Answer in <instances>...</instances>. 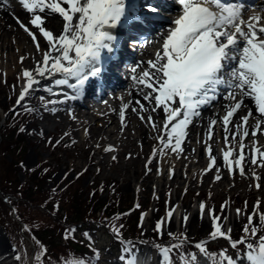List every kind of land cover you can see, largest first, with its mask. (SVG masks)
Segmentation results:
<instances>
[{
  "label": "snow or ice",
  "instance_id": "1",
  "mask_svg": "<svg viewBox=\"0 0 264 264\" xmlns=\"http://www.w3.org/2000/svg\"><path fill=\"white\" fill-rule=\"evenodd\" d=\"M173 2L178 7L175 12L167 13L172 18L167 21V27L157 33L159 39L132 38L127 43L133 49L150 44L155 45V49L152 58L130 67L128 78L137 98L127 102L120 98L121 131L127 128L126 112L130 109L153 134L157 145L145 164L147 174L151 172L148 165L157 156L184 157L191 127L202 119L203 110L220 104L223 114L214 113V118L207 122L204 137L196 140L209 161L205 173L215 168L214 181L222 180V169L233 178L235 174L247 176L254 182L250 187L264 191L262 176L255 170L264 168V143L261 142L264 139V0ZM17 3L28 14V22H23L14 12L11 15L28 37L32 49L21 55L18 63L23 65L26 58H31L32 67L22 68L17 76L20 90L15 106L10 109L16 116L21 114L17 108H23L26 113L33 111L27 106V100L43 79L52 81L56 88L66 86L72 93H63V101L40 97L45 108L82 98L89 82L101 76L120 50L121 42L115 30L127 29L133 22L142 21L137 0H17ZM8 4L9 0H0V10H5ZM144 7L157 18H165L158 5L146 4ZM52 23L59 27H50ZM12 87L15 91L17 85ZM47 91L53 95L61 94L51 86ZM69 115L75 120V116ZM218 125L219 133L216 131ZM87 131L85 129L86 134ZM19 132L32 136L35 130L29 131L21 126ZM35 134L52 148L61 143L59 139L53 143L51 137H45L43 130ZM214 145L219 148L214 149ZM101 147L99 143L95 145L97 149ZM245 149H249L250 157ZM116 151L113 145L103 147L105 153ZM196 151L192 149L193 153ZM130 158L131 153L126 159ZM218 159H222V164L217 163ZM111 160L117 162L118 157L112 155ZM20 167L29 173L37 169L44 174L49 171L39 165L30 168L23 161ZM87 171L88 168L83 167L76 173V179ZM100 171L97 168V173ZM157 174H161L159 168ZM173 174L174 168H170L169 178ZM68 175L70 171L61 179ZM18 194L23 196L22 192ZM91 195L94 196L95 192ZM5 203L9 204L13 219L21 222L20 230L29 234L33 246L31 256L27 248L12 247V259L16 264H100L103 250L96 247V240L90 232H83L82 239L77 240L78 226L65 227L62 238L66 245L53 257L47 246L36 239L34 226L22 222L17 204L7 198ZM140 207L139 203L135 205V208ZM176 208L172 206L156 221L152 229L156 235L150 239L144 238L146 213H141V222L137 225L140 232L136 239L125 238V225L115 222L120 215L114 219L105 218L104 226L121 246L120 264H152V251L159 257L156 264H264V207L259 198L251 212L247 201L243 207L234 210L238 222L246 218L240 237L235 239L232 227L226 226L229 219L226 210L232 211L228 201L220 206L218 213L206 201L198 202L200 219L211 221L207 238L198 241L188 235L189 215L181 216ZM53 211H59L58 204L53 206ZM174 213L180 217L177 231L171 230ZM254 218L258 223H254ZM218 239L226 240L229 247L211 251L209 243ZM84 242L87 252H77L70 247L72 243ZM144 248L151 251H143ZM229 248L234 256L229 254Z\"/></svg>",
  "mask_w": 264,
  "mask_h": 264
},
{
  "label": "rangeland",
  "instance_id": "2",
  "mask_svg": "<svg viewBox=\"0 0 264 264\" xmlns=\"http://www.w3.org/2000/svg\"><path fill=\"white\" fill-rule=\"evenodd\" d=\"M12 26L13 31L17 30L16 33L13 32L10 34L12 38L5 37L6 40H0V45H2V43H6L5 45L10 48L14 46L19 39H23L25 41L24 34H20L15 25ZM1 32L2 31H0V33ZM13 40H15L16 43H13ZM27 43L28 41L26 39V44ZM5 61H7V52L2 51L0 52V120L4 115V112H6L9 106L12 105L17 93L19 92L17 76L21 70L14 68V66H12V61L10 63L8 62L10 65L9 67H6ZM13 85H17L15 91L13 90ZM38 88L39 86L36 87L34 93L37 92ZM38 103L39 101L37 100V102L34 101L32 104L37 108L40 105V103L39 105ZM42 107H44V109L39 110L38 108L37 111L33 112L34 115H31L30 118L27 117L28 121L23 123V126L29 131L35 130L34 134L29 136L27 134L21 133L19 134V139H15V143L18 145L16 148H19V146L21 147L20 154H18L19 156L17 157V151L15 152L16 157H13L11 153L5 154L0 151V174L2 177L6 175V170H9L8 165H13V170L15 171H13V173H15L17 182L21 184L27 182L31 186H34L35 182H38L39 180L34 178L29 180L27 176V173L29 172L24 171L20 167V163L23 161L30 168L36 167L37 165H39L40 168L49 166V173H47L46 177L40 182V184H42L41 189H43L44 192H47L49 190H53V187L63 188L64 185L69 181H76V173L80 172L83 167H87L88 171L78 179V183L75 182L71 187V189H79L81 192H84L82 198L78 196L75 197V199L83 201L87 195L90 196V189H94L95 186L99 187L100 183H104L105 187L107 186L110 188L109 186H111V184L109 185V183L114 182L112 183L113 187L116 189V191H118L119 196L122 198V204L124 205L123 208H128L131 203L135 201H138L141 206L145 208L146 215L144 218V227L147 229L145 237L153 236L154 232L152 229L154 228L156 221L161 217H164L166 212L170 210L172 206H177L176 211H178V213L181 215L185 211L189 215L197 212L199 210L198 202L200 201H206L208 204L212 205L216 209L217 213L220 210V206L226 201H228L229 204L232 203V206L235 208H241L244 206L237 202V200L240 202L247 201L249 212H251L252 206L258 198L262 201V207L264 206V191H256L254 187H250V185L254 183L252 180L247 181L245 177L235 175L233 179L228 178L225 183L223 182L219 185H214V177L211 176L205 180V178L201 175L202 170L196 172L193 175V181L191 183L186 181L185 184H183L182 181L178 180L167 186H164L162 190L159 188L160 191L158 190L155 192V185L150 183L151 180H146L147 176L145 170V164L151 155V149L156 146L155 140L153 138L151 139V142L148 143V145H145V143L142 141L136 142L132 139V136H135V133L132 131L129 133L131 139L128 138V133H125V136H122V132L118 133L117 137L110 139H108V136L105 135H102L101 139H99L98 136H96L95 139H92L90 138L88 131L87 134L85 133V129L88 130V128L82 126L80 122V120H82V115L86 113L87 110L75 107L68 108L64 106H55L53 104L48 105L47 108H45V105L42 104ZM52 109H54V111H52ZM69 113H71L72 116H75V120L70 117ZM0 130L2 131L3 129L0 128ZM40 130H43L45 137H51L53 143H55L57 138H62V148L54 149L48 146L44 139L35 134L40 132ZM65 133L68 135H65ZM4 139L5 133L0 132V145L4 142ZM73 140L76 142L72 143ZM98 143L102 145V147L99 149L95 148V145ZM110 144L115 146L117 151L114 153L103 152V147H107ZM129 153H131V158L126 159ZM112 155H116L118 157L117 162H113L111 160ZM158 157L164 158L165 156ZM136 159L139 162V172L137 174L136 181L133 182L135 175L134 179H129V176L134 174L132 171L133 168H131L129 165H132V161ZM197 162L198 154H195L194 164ZM148 167L153 168L156 171L159 168L158 164L153 166L152 163L149 164ZM97 168L101 170L99 173H97ZM37 170L40 173L42 172L40 169ZM69 171L70 175H68L66 179H61V177L64 176V173ZM148 174L149 173H147V175ZM162 174L166 175L165 169H162ZM36 175L37 173L33 174L32 177ZM149 178L151 177L149 176ZM4 184L5 181L0 180V187ZM20 190L21 189H19L17 192H20ZM33 190H35V187H33ZM33 193L34 192H32V194ZM197 193H199V195H197ZM32 194H29V196ZM209 195L211 197L210 199ZM106 200V193L101 192L94 204L100 206ZM89 201L90 199L87 200L85 204H87ZM31 209L34 210L33 207H31ZM230 209L232 211L228 212V210H226V213L235 214L233 211L234 209L231 207ZM41 212L45 214V212ZM64 212H66L65 206H63L61 209L60 215H62ZM68 215L69 217H75V213ZM54 219H56L58 223L59 221H63L58 220L59 215L54 214L53 212L50 216L51 225H54ZM179 219L180 217H178V220L173 221L174 223L171 226L172 231H177L179 228ZM77 221L79 220L76 219L75 222ZM244 223H246V218H242L239 222L237 220L234 221L233 219H228L226 226H231L233 231H235L239 229ZM254 223H258L257 218H254ZM88 226L89 225H85V228H88ZM182 230L183 229H181V231ZM48 231L53 237H55V234H57V238L55 237L56 244L53 247L55 248L57 245L59 247L56 248L61 249V246L64 242H62L63 239L61 236L58 238L59 231L54 232L50 228H48ZM210 231L211 221L208 218L200 220L196 226L191 228L187 227L188 235L195 240L207 236ZM96 233V244L101 250H103L101 254L103 258L109 259L111 257L110 264H118L116 263V259L113 257L116 254V247L113 248L110 244V239L106 234V231L101 229L97 230ZM9 234L10 233L4 228V226L0 225V235L3 237L6 244L10 246L9 249L12 250V247L8 241ZM221 244H224V242L217 241L213 243L212 241L208 246L213 248ZM11 254L13 253L11 252ZM2 264H16V262L12 259L10 263L3 261Z\"/></svg>",
  "mask_w": 264,
  "mask_h": 264
},
{
  "label": "bare ground",
  "instance_id": "3",
  "mask_svg": "<svg viewBox=\"0 0 264 264\" xmlns=\"http://www.w3.org/2000/svg\"><path fill=\"white\" fill-rule=\"evenodd\" d=\"M10 2H12L10 4L11 7H6L5 10H0V31H2L0 33V40L2 41L6 40L5 37L12 38L10 34L17 31V30L13 31L12 25H15L14 23H16V21L11 15L12 12H14L16 16H18L23 22L25 23L28 22V14L24 10L20 9L19 4L16 5L15 3H13L12 0H10ZM171 7L175 8L174 5ZM49 26L56 27V28L59 27V25L55 23H52ZM24 39L25 41L23 39H19L18 42L10 48L7 45H5L6 43H2V45H0V52L2 51L7 52V61H5L6 67H9L10 65L9 63L12 61V66L19 69V66L21 67V64L18 65V63H16V60L21 55H25L26 53H29L32 51V49L29 47V44L28 43L26 44V38ZM17 49H19V51H17ZM29 61H31V59L26 58L23 64H26L30 68L32 67V63H29ZM48 82H49L48 79L42 80V83H48ZM125 85L127 86L126 87L127 89H124L121 91V93H119L118 95H115L116 102L111 101V100H104V102H106L104 109H102V105H101L104 102L100 103L101 108L97 112L93 111L92 107L90 109H87V112L82 115L81 117L82 120H80V122L82 126L88 128V133L90 135V138L92 139H95L96 136H98L99 139H101L102 135L108 136V139L114 138V137H117V134L119 132L123 133L122 136H125V133H128L127 136L129 139H131L129 133L133 131L135 133V136H132L133 140H135L136 142L142 141L145 143V145H148V143L151 142V139H152L151 135L153 134L150 132L149 128L146 125L141 123V121L137 118L135 114L131 113L130 109L126 112L127 128L121 131V123H120V119L118 115L119 109L122 106V102L120 98L123 97L125 102H127L128 100H134L135 98H137L135 96L133 85L132 84H125ZM129 92H133L134 95L129 96L128 95ZM107 111H109V113L106 114ZM216 112H221V114H223L220 104H217L215 108H207L206 110H204L202 119L198 120L196 124L191 127V130L189 133V140L185 142L186 152H185L184 157L177 159L174 155H170V156H166L162 158L163 162H161L160 159L158 162L157 160H154L152 162L153 166L158 163L161 174H162V169H165V174H166V175L157 174V171L153 168H151V172H148L149 173L148 175L146 174L147 176L146 180H151L150 183L155 185L154 187L155 192H157L158 190L160 191V189L162 190L164 186H167L171 184L172 182H176L178 180L182 181L183 184H185L186 181H188V183H191L193 181L194 173L201 171V170L202 172H204L202 176L205 178V180H207L211 176L214 177L215 168L212 171H208L207 173H205L204 171L209 161L207 157L204 156L205 152H204L203 147L200 144H197L196 140L204 137V134L206 132L207 122L209 119L214 118L213 114ZM216 131L219 133L220 130H218L217 128ZM217 139H219V136H217ZM261 142L264 143V139H262ZM245 143L247 144L248 141L245 140ZM193 148L197 150L196 153L198 154V162L195 164H194V158H195L196 153L192 152ZM218 148H219V145H214V149H218ZM245 152L250 157L249 149H245ZM214 154L216 153L214 152ZM168 159H171V160L166 162ZM132 162H133L132 165L130 164L129 166L133 168L132 171L134 174H132V176H129V179H132V178L134 179V175H135V179L133 180L134 182L136 181V177L139 172V162L137 161V159L133 160ZM217 163L222 164V159H218ZM172 166L174 167V174L171 178H169L168 172H169V169L172 168ZM248 170L249 169L246 168V172H248ZM255 170L257 174L260 173L259 175L262 176V181H264V174H263L264 169L259 170V168H257ZM221 174L223 176L222 180L214 181V185L216 184L219 185L220 183H223V182L225 183L227 181L228 177L224 173V169L222 170ZM149 176L151 178L153 176L154 177L151 179L149 178ZM246 178L248 181H251L249 177L246 176ZM129 186H130V183H129ZM176 212L178 213V211ZM184 214H188V213L185 211L184 213H182V215ZM228 217H229V220L231 219H233L234 221L236 220L235 214L230 213L228 214ZM174 220H178V216H176L175 213H174V218L172 220L171 226L173 225ZM200 220L201 219H200V214L198 210L197 212H194L189 215V222H188L187 227L191 228L193 226H196L200 222ZM203 224L205 225L204 222ZM9 248L10 246L6 244L5 240L0 235V256L4 257L2 261H8L10 263L12 260L13 254H11L12 250Z\"/></svg>",
  "mask_w": 264,
  "mask_h": 264
},
{
  "label": "trees",
  "instance_id": "4",
  "mask_svg": "<svg viewBox=\"0 0 264 264\" xmlns=\"http://www.w3.org/2000/svg\"><path fill=\"white\" fill-rule=\"evenodd\" d=\"M10 123H12V120H10L9 123H6L5 127L1 131L5 133V139L4 142L0 145V151L5 154L11 153L13 157H16L15 152L17 151L18 157V154H20L21 147L19 146V148H16V146L18 145H16L15 139H19V134L11 128L12 126ZM9 137L13 140H11ZM57 147L59 148V146ZM54 149H56V147ZM8 166L9 170H6V175L2 177L0 174V180L5 181V184L0 187V225L4 226V228L10 233L9 238L12 244L16 247L26 248L25 238L29 237V234L26 232H22L20 230L21 223L19 221L14 220L13 217L9 214L10 206L9 204L4 202L5 198L17 204L19 208V214L23 218L22 222H29L28 224L34 226V234L36 239H38L45 246H47L53 256H56L58 253H60L62 248L65 247L66 242L64 240L62 241L64 243L61 246V249L56 248L59 247L57 245L54 248L53 246L56 244L55 237L57 238V234H55V237H53L48 231V228H50L54 232L59 231L58 238L59 236H61L62 238L63 229L67 226H70L69 224L80 223L92 225L94 224L93 221L98 218V213L100 214V218L97 220H105V218H108L110 213L121 212L125 209L123 208L124 205L122 204V198L121 196H119V193L118 191H116L115 188H108L107 186H102L99 188L98 186H95L94 189H90L91 193L95 192L94 196L90 193V196L87 195L83 201H79L75 199V197L80 196L82 198L84 192H81L79 189H71L73 184L77 181L79 182V180L67 184L64 189L56 188L54 189V191L49 190L47 192H44L43 189H41L42 184H40V182L46 177L47 174H42V172L40 173L38 172V170L34 173H27L29 180H32V178H34L39 181L35 182L34 186H31L27 182L21 184L18 183L15 178V173H13V165ZM44 168H48L50 171L49 166H45ZM35 173H37V175L32 177V175ZM21 185H23L22 188L20 187ZM33 187H35V190H33ZM17 189H21L20 192L23 193L22 197L19 196V192H17ZM101 189H103L102 192L107 194V200L103 202L102 205L97 206L94 204V202L97 199L98 195L101 193ZM32 192L34 193L32 194ZM77 192H79L80 194ZM29 194L32 195L29 196ZM89 199L90 201L85 204L86 201ZM54 204L59 205V211H53ZM63 206L66 207V212L60 215ZM31 207H33L34 210L31 209ZM41 211L45 212V214ZM53 212L54 214L59 215L58 220H63V223L60 221L58 223L56 219H54V225H51L50 216ZM74 213L75 217H69L68 214ZM65 217H67V220H65ZM76 219H78L79 221L75 222ZM116 222L117 224L126 223V231H129L130 227L131 229L137 231L134 225V222L136 224L135 219H128L126 216L121 214L119 220ZM129 223L131 225H129ZM85 245V243H72L70 247L76 249L77 252H87Z\"/></svg>",
  "mask_w": 264,
  "mask_h": 264
}]
</instances>
